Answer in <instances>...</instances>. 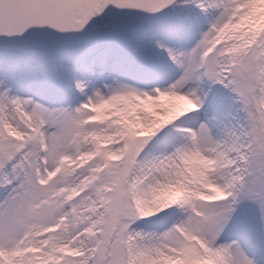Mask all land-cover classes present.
<instances>
[{
  "label": "snow or ice",
  "instance_id": "obj_1",
  "mask_svg": "<svg viewBox=\"0 0 264 264\" xmlns=\"http://www.w3.org/2000/svg\"><path fill=\"white\" fill-rule=\"evenodd\" d=\"M0 264H264V0H0Z\"/></svg>",
  "mask_w": 264,
  "mask_h": 264
}]
</instances>
